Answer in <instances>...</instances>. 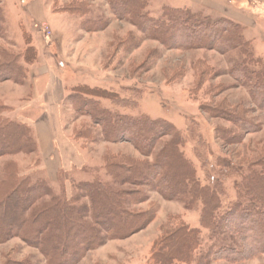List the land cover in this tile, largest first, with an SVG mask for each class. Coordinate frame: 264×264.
<instances>
[{
    "label": "rangeland",
    "instance_id": "1",
    "mask_svg": "<svg viewBox=\"0 0 264 264\" xmlns=\"http://www.w3.org/2000/svg\"><path fill=\"white\" fill-rule=\"evenodd\" d=\"M110 2L2 0L6 36L0 37V51L10 53L24 49L27 45L24 34H29L34 37L30 42L38 48L40 57L32 96H28L27 87L10 79L0 80V106L6 107L0 111V123H28L34 125L38 133L36 122H51L49 125L54 128L59 105L66 133L80 151L81 160L66 165L68 170L65 168L49 176L42 168L44 160L40 159L38 149L17 151L19 136L17 133L8 135V153L0 155V186L4 183L6 186L0 190L1 194L12 193L14 181L11 183V178L15 181L29 178L31 183L45 181L51 188V196L67 198L83 219L92 223L108 216L110 221H117L114 211L103 209L108 205L103 195L106 189L110 195L108 201L121 205L124 212L132 213L141 222L147 220L122 238L108 235V230L97 224L95 230L92 229L99 235L97 246L83 251L74 264H147L160 243L183 225L201 229L202 247L196 259L202 256L203 264H264V253H251L245 243L225 227L217 233L203 228L200 201L188 209L184 200L167 198L155 189L152 177L145 180L134 177L137 169L134 165L153 161L155 154L147 155L130 141L107 140L96 120L97 109L91 106L86 108L88 112H80L74 93V88L91 91L92 87H101L107 90H100L104 97L96 99L107 110L135 116L147 114L173 122L186 136L182 150L195 166L202 184L214 183L212 177L220 176L228 203L237 197L235 182L239 176L229 175L227 168L223 169L225 166L218 163L227 160L236 166L244 164L246 169L248 164L264 157V106L251 92L253 84L239 77L240 72L235 70L244 55L238 50L221 53L210 48L181 49L165 45L130 20L118 16ZM31 5L39 15L33 13ZM148 9L150 15L158 19H164L166 11L175 13L177 9L201 17L230 16L242 25L245 39L252 40V50L261 61L258 66H264V0H149ZM159 30L165 37L171 35V31ZM39 65L49 66L64 77L66 98L63 103L58 100L51 76L40 73ZM115 96L119 99L115 100ZM27 97L33 102L31 110ZM59 141L65 163L76 160L77 153L61 136ZM49 146L47 141L45 149ZM255 167L260 169V166ZM169 173L176 182L180 181L178 166ZM86 183L88 187L84 188ZM107 188H113L115 193ZM51 196L44 195L37 205L50 201ZM91 203L95 205L94 215L89 212ZM23 207L26 208L24 200L18 203L17 212ZM3 212L4 209H0V221L5 218L6 224L2 231L12 227L14 231L0 241V264H48L43 249L55 252L62 259L63 248L71 252L77 247V242L68 243L63 236L65 230L67 233L76 231L68 227L78 222L76 211L70 217L73 222L61 214V230L56 225V233H60L52 240L55 248L47 242L45 247L39 246L14 233L17 230L14 221L6 219ZM28 212L24 214L28 216ZM49 219L46 215L41 221ZM119 227L124 225L120 223ZM82 232L76 238L83 237ZM75 236L74 233L71 238ZM226 246L234 249L227 251ZM240 250L244 252L236 253Z\"/></svg>",
    "mask_w": 264,
    "mask_h": 264
},
{
    "label": "trees",
    "instance_id": "2",
    "mask_svg": "<svg viewBox=\"0 0 264 264\" xmlns=\"http://www.w3.org/2000/svg\"><path fill=\"white\" fill-rule=\"evenodd\" d=\"M1 3L2 0H0V37H4L6 36V17ZM110 3L118 16L130 20L145 34L161 40L165 45L181 49L210 48L221 53L232 50L240 51L244 55V60L237 63L235 70L240 72L239 77L247 78L253 84L251 92L255 93L256 100L264 106V66H258L261 61L252 50V40L245 39L241 24L229 17H201L197 13L179 9L175 13L166 11V17L158 19L150 15L149 0H111ZM159 28L171 31V35L165 37L164 34H159L161 32ZM24 35L27 40L24 49L10 53L4 49L0 51L2 55L0 57V80L10 79L19 84L25 83L29 74V65L38 60L39 50L30 42L32 37L29 34ZM96 88H90L91 91L80 87L74 88L75 96L80 104L79 111L88 112L86 108H91V106L97 109L95 111L96 120L98 119L107 140L130 141L147 155L155 154L153 161L146 160L134 165L133 168H137L133 172L134 177L143 178L142 180L149 176L152 177L157 187L155 189L167 198L184 200L188 209H192L201 202L200 222L203 228L217 233L222 227H225L233 236L238 237L239 241L244 242L251 253H264V157L253 164H246L248 166L246 169L244 164L236 166L227 160L218 163L220 166H225L223 169L227 168L229 175L239 176L235 182L238 191L237 197L227 203L226 199L229 197L220 176L212 177L214 183L202 184L197 176L195 166L185 157L182 150L186 136L173 122L164 118H152L147 114L135 116L107 110L96 99L104 97L100 93L101 87ZM118 99L119 97L115 96V100ZM3 109L6 107L0 106V111ZM0 125V138L2 137L0 155L8 153L7 136H14L15 133H17L16 136H19L16 143L17 151L34 152L38 149L37 136L27 123L8 121L2 122ZM175 166H178L181 171L180 181L177 182L169 173ZM255 166H260V169ZM140 170L144 171L140 172ZM15 180L9 179L11 183L14 181L12 193L1 194L0 192V209H4L3 213H5L6 219L14 221L13 225L17 228L14 233L21 235L25 240L35 241L39 246L44 247L47 242L50 247L55 248L52 240L60 233H56V231L58 226L60 227L61 214L65 217L68 216V221L73 222L70 217L74 211L77 213L78 222L68 226L76 231L67 233L65 230L63 235L66 242L71 243L73 240L77 242V247L71 252H68L66 247L63 248L62 259L57 257L55 252H45L46 248L43 249L48 264H74L83 251L97 246L99 235L92 230H95L97 224L104 226L103 229L108 230V235L122 238L132 234L147 222V220H144V223L141 222L132 213L124 212L121 205L108 201L110 195L106 189L103 195L104 202H107L108 205L103 209L114 211V216H117L118 219L110 221L108 216H103L101 220L96 219L91 223L80 216L76 206L71 205L67 198L51 196V188L47 182L39 180L31 183L29 178ZM175 185H179V189L175 190ZM98 186L100 189L101 185ZM5 187L4 183L3 186H0V190ZM87 187L88 183L84 185V188ZM107 189L111 191L110 193H115L113 188ZM46 194L51 196V200L37 205L38 199ZM23 200L26 208L23 207V212L18 213V203ZM106 207L108 208L106 209ZM25 211H29V217L24 214ZM93 211H95V205L91 203L89 212L94 215ZM46 215L50 219L41 221L42 217ZM4 220L0 221V241L6 240L8 235L14 231V227L2 231V227L6 225ZM120 223L124 227H119ZM59 229L61 230V227ZM67 230L69 231V229ZM81 232L84 234L83 237L76 238ZM74 233L76 236L73 239L71 237ZM200 236L201 229L192 228L189 225L175 229L160 243L147 264H203L202 256L200 259H196V254L202 247ZM233 249L225 247L227 251ZM243 250L236 251V253L242 254Z\"/></svg>",
    "mask_w": 264,
    "mask_h": 264
},
{
    "label": "crops",
    "instance_id": "3",
    "mask_svg": "<svg viewBox=\"0 0 264 264\" xmlns=\"http://www.w3.org/2000/svg\"><path fill=\"white\" fill-rule=\"evenodd\" d=\"M34 8H36V7L31 5V10L33 11V13L35 15H37V14L39 15L40 13L37 12V10H35ZM226 17L231 18L230 16H226ZM231 19H233V18H231ZM32 38L34 39L33 35H32ZM38 61H39V58L34 64L29 65L30 69H29L28 78H27L25 83L20 85L22 87L28 88V90H29L28 96L33 95L34 85L37 82L36 72L38 70H36L35 68H36V65L38 64ZM39 68H41L40 73L41 72L47 73L51 76L53 83H54V86L56 88V93L58 92L57 96L59 95L58 100L63 103L65 98H66V88H65V84H64V77L61 76L58 71L56 72L54 69L50 68L49 66H43V67L40 66ZM50 88H51V85L49 86V89ZM27 99L29 100V107H31V105L33 104L32 99L29 97H27ZM55 100H56V98H55ZM58 107H59V105L56 107L57 119L54 118V120H53V123H54L53 127L54 128L50 127L49 124L51 122L48 124H45L44 122H36L35 127L38 129V133H36L34 125L31 126L30 124L27 123L28 125H30L32 127L33 131L35 132V135L37 136V140L39 143V147H38L39 157H40V159L44 160V162H43L44 166H42V168L47 172V174L49 176L52 173H55L57 175V173H59L61 170L65 169V168H66L65 170H68L66 165H72L74 163L76 164L77 161L79 162L81 160L80 151L78 150V148L76 147L74 142L70 140L68 134L66 133V130H65V127L63 124V120L61 119V112L58 109ZM31 109H33V107H31L29 110H31ZM60 136L65 141L66 145L70 146L78 155V158H76V160L71 159L70 162L67 164L65 163L63 149H62V146L60 145V141H59ZM47 141L50 143V146H49V149L46 150L45 144ZM52 162H56V164L52 165ZM74 166H76V165H74Z\"/></svg>",
    "mask_w": 264,
    "mask_h": 264
}]
</instances>
